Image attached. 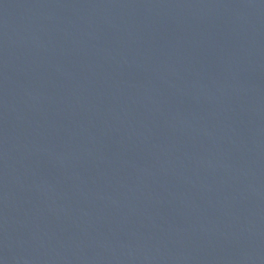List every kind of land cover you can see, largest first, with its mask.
Here are the masks:
<instances>
[{
    "label": "water",
    "instance_id": "95a60500",
    "mask_svg": "<svg viewBox=\"0 0 264 264\" xmlns=\"http://www.w3.org/2000/svg\"><path fill=\"white\" fill-rule=\"evenodd\" d=\"M0 264H264V0H0Z\"/></svg>",
    "mask_w": 264,
    "mask_h": 264
}]
</instances>
